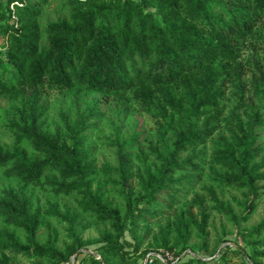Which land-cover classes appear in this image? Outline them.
<instances>
[{
	"label": "trees",
	"instance_id": "obj_1",
	"mask_svg": "<svg viewBox=\"0 0 264 264\" xmlns=\"http://www.w3.org/2000/svg\"><path fill=\"white\" fill-rule=\"evenodd\" d=\"M45 4L0 2V97L7 101L0 131L12 139L9 149L0 147V174L18 182L0 191V264H11V255L38 259L32 264H67L76 252L75 264H136L151 251L143 264H171L164 253L178 257L188 249L181 264H227L233 253L245 256L226 247L204 260L189 248L195 237L207 253L210 212L204 197H187L202 181L203 149L222 119L229 84L236 102L230 134L215 142L210 160L224 171L209 169L216 185L244 190L241 214L212 186L203 189L211 209L236 229L256 208L257 183L264 181V54L247 62L241 53L264 43V31H258L264 0H65L67 16L42 27ZM52 92L88 104L71 122L60 115L61 126L49 130L42 97ZM109 99L118 116L125 118L133 101L155 125L153 141L134 126L126 136L116 131L111 142L115 166L105 171L117 177L123 214L91 190L97 168L87 132L105 117L102 105ZM42 185L54 196L80 194L81 210L108 224L93 252L80 251L86 243L79 214L53 204L44 215L65 223L68 242L59 249L48 225L43 243L37 241L42 213L33 210L27 188ZM161 220L154 232L136 235L138 225ZM6 228L21 231L23 243ZM239 235L256 239L249 264H264L257 260L264 258V220Z\"/></svg>",
	"mask_w": 264,
	"mask_h": 264
},
{
	"label": "rangeland",
	"instance_id": "obj_2",
	"mask_svg": "<svg viewBox=\"0 0 264 264\" xmlns=\"http://www.w3.org/2000/svg\"><path fill=\"white\" fill-rule=\"evenodd\" d=\"M5 0H0L4 3ZM68 14L67 7L65 5V0H46V4L42 6V13L39 19L40 25L43 27L46 23L54 21L57 18L66 17ZM258 31H264V22L258 27ZM264 54V43L253 42L242 50L241 60H246L247 62L253 58L260 59ZM245 61V62H246ZM250 72L245 74L244 79L248 80ZM226 97L222 101L223 116L220 123L217 126L212 141L208 142L204 147V161L205 165L203 167V177L202 181L197 185L195 190L187 197L190 198L192 194H197L205 198V203L210 212L209 225L207 228V244L208 251L204 253L203 249L199 247V241L193 237L189 243V248L193 249L204 260H210L217 256L219 251L225 250L226 247H230V250H241L244 255H236L235 253L228 256L227 264H249L247 258L252 255L251 242L256 240H246L241 238L239 233L241 231L249 230L255 227L261 221L264 220V181L258 182L259 187L258 199L255 202L256 208L253 214L250 216L246 223L239 225L238 229L233 227L229 220L215 212L211 209V203L206 199L204 187L212 186L218 198L229 204L232 208L233 213L236 216L241 214V208L239 203L244 200V190L238 189L236 187H222L216 185L211 178L213 176L210 172V166H213L217 172H223L224 168L220 166H214L211 164L212 150L214 148L215 142H219L220 138L227 139L230 132L231 124V112L235 106V99L233 96V90L229 84L225 86ZM42 100L47 106L46 113V127L49 130H53L56 126H61L60 115H64L71 122L75 119L77 113L82 112L83 108L88 104V100L79 101L78 103L73 102L67 92H52L45 94ZM86 102V103H85ZM7 101L0 97V127L2 125V114L1 111L6 107ZM103 109L105 111V117L97 119L93 122L97 123L95 129L89 130L87 132V144L92 148V160L97 168V172L93 175L91 179V190L98 189L104 197V200L111 202L113 206L119 208L121 214L124 213V202L123 198L119 192V186L116 183L117 177L114 173L105 171V167L113 168L115 166V149L111 142L115 137L116 131L119 134L126 136L135 126L138 132L142 133V137L145 140L153 141L155 138V125L153 120L143 112L139 105L133 101H128V114L125 118L121 115L118 116L113 105V100L109 99L103 103ZM239 112V111H238ZM141 139V148L145 149L146 143ZM260 141L264 148V129L260 130ZM11 137L4 131H0V147L9 149L11 145ZM264 155V152H263ZM150 162V160L148 161ZM138 162L135 161V166H138ZM264 170V169H263ZM18 182L14 179H7L0 174V191L6 187H15ZM134 191H138V185L136 180L132 183ZM27 193L32 198V208L33 210L38 209L42 213V223L37 232V241L43 243L47 237V225L57 232V243L56 246L61 249L62 245L68 242L67 233L65 230V223L56 218H51L48 215H44L48 204H53L56 206L58 211L62 212L65 207L79 214V220L85 226V229L80 233L81 239L86 243V250L93 252L99 245L100 234L108 230V224L100 223L96 220L95 216L90 212H83L81 207L78 206V200L80 194L74 193L70 196H54L48 186L42 185L39 187H28ZM163 225V220L155 221L148 225H138L135 230L137 236H139L143 230L151 229L154 232L158 226ZM5 228L0 221V229ZM9 231H14L18 237L19 242L23 243V233L21 231H15L11 228H6ZM125 239L130 241V238L125 234ZM258 250H262L258 247ZM191 253L190 250H186L179 254L178 257L164 253V256L171 264H181L188 260L186 254ZM78 254V253H77ZM149 255H154L151 251ZM146 256V257H147ZM157 256V255H156ZM75 257L71 256L70 261L67 264H72ZM137 259L136 264H143L146 260ZM158 257V256H157ZM162 259V258H161ZM163 260V259H162ZM180 260V261H179ZM259 262H264V258L257 257ZM38 261V259H30L24 255H11V264H32Z\"/></svg>",
	"mask_w": 264,
	"mask_h": 264
},
{
	"label": "water",
	"instance_id": "obj_3",
	"mask_svg": "<svg viewBox=\"0 0 264 264\" xmlns=\"http://www.w3.org/2000/svg\"><path fill=\"white\" fill-rule=\"evenodd\" d=\"M80 251H81V252H84V253H91V252L88 251V250H80ZM77 253H78V252H76V253L74 254V256L77 255ZM72 264H74V260L72 261Z\"/></svg>",
	"mask_w": 264,
	"mask_h": 264
}]
</instances>
